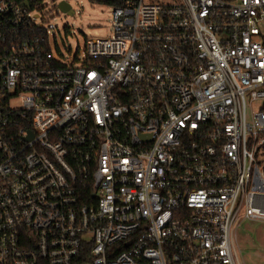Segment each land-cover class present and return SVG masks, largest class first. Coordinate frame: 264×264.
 <instances>
[{"label": "built area", "instance_id": "built-area-1", "mask_svg": "<svg viewBox=\"0 0 264 264\" xmlns=\"http://www.w3.org/2000/svg\"><path fill=\"white\" fill-rule=\"evenodd\" d=\"M89 1L113 34L70 62L45 11L70 0H0V264H241L264 0Z\"/></svg>", "mask_w": 264, "mask_h": 264}, {"label": "rangeland", "instance_id": "rangeland-1", "mask_svg": "<svg viewBox=\"0 0 264 264\" xmlns=\"http://www.w3.org/2000/svg\"><path fill=\"white\" fill-rule=\"evenodd\" d=\"M75 15L62 12L57 4L46 2L49 23L58 27L49 40L54 55L58 50L66 61L83 59L87 41L113 34L112 6L89 0H70ZM40 23V20H37ZM236 245L241 264H264V223L244 220L236 229Z\"/></svg>", "mask_w": 264, "mask_h": 264}, {"label": "water", "instance_id": "water-1", "mask_svg": "<svg viewBox=\"0 0 264 264\" xmlns=\"http://www.w3.org/2000/svg\"><path fill=\"white\" fill-rule=\"evenodd\" d=\"M60 9L65 13H69V15H74V11L71 10V7L67 3H61Z\"/></svg>", "mask_w": 264, "mask_h": 264}]
</instances>
